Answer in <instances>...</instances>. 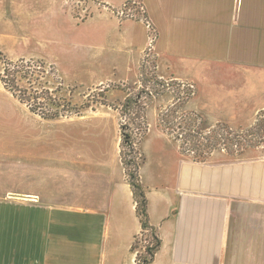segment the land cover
<instances>
[{
    "label": "crops",
    "instance_id": "obj_1",
    "mask_svg": "<svg viewBox=\"0 0 264 264\" xmlns=\"http://www.w3.org/2000/svg\"><path fill=\"white\" fill-rule=\"evenodd\" d=\"M127 1L143 6L148 23L112 12ZM100 2L80 23L62 0H0V17L9 12L15 38L41 46L36 58L65 87L135 85L151 26L158 77L195 88L184 111L236 131L264 111V0ZM171 101L164 94L148 105L139 145L148 219L161 239L150 264H264V155H181L157 123ZM119 122L108 106L43 121L0 89V264H134L140 225Z\"/></svg>",
    "mask_w": 264,
    "mask_h": 264
},
{
    "label": "trees",
    "instance_id": "obj_2",
    "mask_svg": "<svg viewBox=\"0 0 264 264\" xmlns=\"http://www.w3.org/2000/svg\"><path fill=\"white\" fill-rule=\"evenodd\" d=\"M121 10L124 11L123 19L130 18L148 23L143 6L139 2L127 1L121 8L112 12L115 14ZM90 16L92 15L88 17ZM72 17L79 23L88 18L84 16L80 19L76 14H72ZM149 34L153 35V40L156 38L153 28H150ZM151 48L152 44L140 61L136 84L132 88L125 86L120 89L124 98L117 106L107 103V89L98 94L99 100L93 98L94 100L90 101L87 98L81 106H76L70 96L62 94L63 89L69 92L70 89L63 86L52 65L32 59L11 61L0 51L1 86L41 120L56 121L79 116L82 111L96 106H108L117 110L120 117V162L140 225V230L133 237L130 246V251L135 254L134 264L152 263L161 247L158 229L152 226L148 219L145 189L139 178V168L144 161L139 152V145L148 131L146 109L154 99L166 93L171 94L172 103L158 113V127L178 145L181 155L191 158L194 162H204L212 153L218 151L232 157H240L264 142V111L256 116L251 127L242 131L232 130L224 124L208 127L198 113L184 111L185 104L195 95L194 86L173 78H159ZM149 55L153 58L152 68L146 71L145 63Z\"/></svg>",
    "mask_w": 264,
    "mask_h": 264
},
{
    "label": "rangeland",
    "instance_id": "obj_3",
    "mask_svg": "<svg viewBox=\"0 0 264 264\" xmlns=\"http://www.w3.org/2000/svg\"><path fill=\"white\" fill-rule=\"evenodd\" d=\"M62 3L64 4V7H66V9H69L71 14L78 15L80 19H82L84 16L88 17L89 15H92L97 10L103 8V5L101 4L100 0H62ZM129 11H127V14H129ZM14 20L15 19L12 17V15L9 12L3 13V17H0V51L9 60H12V61H17L18 59H21V58H24V60H30L32 58H33L32 60H40V59H37L36 57L43 58V55H45V53L44 52L42 53L41 46L40 48H38L34 44L29 43L27 41V37H23V38L18 37V39L15 38L13 34L16 28L13 26ZM22 39L26 41L25 46L24 44L22 45V42H23L21 41ZM43 50L45 51V49ZM31 56H35V57H31ZM152 60H153L152 56L149 55L147 57V62L145 63L146 71L152 68ZM138 74H139V69H138ZM82 84H84V86L82 85L71 86L72 85L71 83L70 84L71 87L69 86L70 92L67 91L66 89L62 90V94L65 96H70L72 103L76 104V106H81L83 102L86 101L87 98H89L90 101L94 99L99 100V98H97L98 94L105 89L108 90L105 93V98H106L107 103L117 106V104L121 103L122 101L112 102L108 95H110L111 92L115 91L121 94V97L122 96L124 97V93L120 89L125 86L130 87V88L134 86V85H128L126 83H104L97 87H88L87 85H89V83L87 81H85ZM1 88L2 87L0 84V89ZM169 95L171 96V94ZM82 112H85V111H82ZM74 117H78V116H71L68 118H74ZM62 119H66V118H62ZM253 151H256L257 153L262 152L260 153V155H264V142L261 144V146H258L257 148L253 149Z\"/></svg>",
    "mask_w": 264,
    "mask_h": 264
},
{
    "label": "built area",
    "instance_id": "obj_4",
    "mask_svg": "<svg viewBox=\"0 0 264 264\" xmlns=\"http://www.w3.org/2000/svg\"><path fill=\"white\" fill-rule=\"evenodd\" d=\"M115 15L118 17V18H122V17H124V11L123 10H121V11H118V12H116L115 13ZM150 26H149V31H150ZM149 36H150V45L154 42V40H153V38L154 37H152L153 35L152 34H149Z\"/></svg>",
    "mask_w": 264,
    "mask_h": 264
}]
</instances>
